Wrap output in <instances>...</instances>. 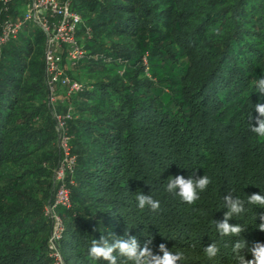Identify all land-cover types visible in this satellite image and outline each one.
I'll return each instance as SVG.
<instances>
[{"label":"trees","instance_id":"16d2710c","mask_svg":"<svg viewBox=\"0 0 264 264\" xmlns=\"http://www.w3.org/2000/svg\"><path fill=\"white\" fill-rule=\"evenodd\" d=\"M29 1L14 0L10 17ZM71 10L85 57L65 69L83 89L69 97L60 89L56 106L71 107L75 156L71 207L57 209L64 264H93L88 249L102 235L134 236L141 248L151 238L154 254L164 243L184 264H232L233 240L264 243L256 205L229 220L246 228L239 237L215 227L229 193L264 195V139L250 131L253 107L264 103L254 88L264 77V0H72ZM44 45L42 30L24 22L0 49V264H50L43 210L59 154ZM177 175L211 183L189 205L166 191ZM139 193L160 209L141 210ZM213 242L220 253L210 260L204 247Z\"/></svg>","mask_w":264,"mask_h":264},{"label":"built area","instance_id":"2783aa9c","mask_svg":"<svg viewBox=\"0 0 264 264\" xmlns=\"http://www.w3.org/2000/svg\"><path fill=\"white\" fill-rule=\"evenodd\" d=\"M13 1L0 0V13L4 15L0 27V49L16 37L24 22L36 24L45 36L46 105L55 125L59 161L53 171L54 195L43 211L51 225L47 242L50 264H64L60 250L63 223L57 209L71 207L66 178L73 172L75 156L71 153L69 137L66 134V122L71 119V107L61 113L56 106L60 89L66 90L67 97L83 89L81 83L72 80L65 73L67 67L74 66L85 57V51L76 40L80 17L71 10L72 0H30L22 17L14 20L9 15Z\"/></svg>","mask_w":264,"mask_h":264},{"label":"clouds","instance_id":"9594fccd","mask_svg":"<svg viewBox=\"0 0 264 264\" xmlns=\"http://www.w3.org/2000/svg\"><path fill=\"white\" fill-rule=\"evenodd\" d=\"M254 88L256 92L260 93L261 98H264V77L254 81ZM253 108L258 115L255 118V126L251 125L250 131L260 139H264V103L257 102ZM251 119L252 115L250 114L249 120ZM210 183L211 179L207 175L199 178L190 176L187 179L182 175H177L169 179L166 191L175 194L181 201L192 205L200 199V193L204 192ZM136 200L141 210L148 207L156 212L160 209V202L150 195L139 193ZM224 201L227 211L224 213L223 220L215 221L216 230L222 237L236 238L246 230L239 223H229L233 217H240L248 211L246 204L256 205L264 209V195L259 193L248 195L246 201L239 197H233L229 193L224 197ZM258 218L261 223L258 224L257 228L264 232V213H260ZM151 245V238L147 239L141 248L134 236L116 238L110 242L107 236L102 235L99 240L94 239L91 242L88 256L93 264L101 260L106 261L107 264H128V262L131 264H184L187 259L183 252H173L164 243L159 244L158 252L162 255L154 254ZM231 252L233 254L232 264H264V243L255 242L249 247L245 240L235 239L231 243ZM219 253L220 248L214 242L204 247V254L210 260L216 258ZM247 254H250L252 259H246Z\"/></svg>","mask_w":264,"mask_h":264}]
</instances>
